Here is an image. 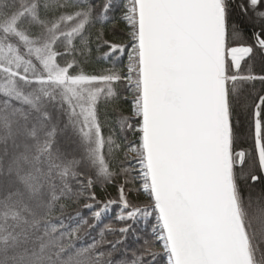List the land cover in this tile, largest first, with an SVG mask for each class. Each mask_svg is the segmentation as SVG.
I'll return each instance as SVG.
<instances>
[{"label":"snow or ice","instance_id":"obj_1","mask_svg":"<svg viewBox=\"0 0 264 264\" xmlns=\"http://www.w3.org/2000/svg\"><path fill=\"white\" fill-rule=\"evenodd\" d=\"M118 8L119 43L103 31ZM97 25V50L126 52V69L82 67ZM256 53L264 62V0H0V264H114L117 252L115 264H264V74L242 70ZM117 85L131 96L119 133L134 142L104 134L101 102L128 101ZM238 109L253 131L247 172ZM113 205L122 226L100 227ZM151 216L128 259L127 235Z\"/></svg>","mask_w":264,"mask_h":264},{"label":"trees","instance_id":"obj_2","mask_svg":"<svg viewBox=\"0 0 264 264\" xmlns=\"http://www.w3.org/2000/svg\"><path fill=\"white\" fill-rule=\"evenodd\" d=\"M115 3L120 4L121 0H114ZM120 10L119 8L113 12L110 13V18L105 22V25L103 27L104 31V38L112 41V42H122L125 40L126 33V26L123 22L115 23L116 21H119L120 19ZM235 22L239 25V29L242 33V35L245 38V42H251L248 38L251 35V25L244 20L239 19L238 17H235ZM115 23V26H114ZM100 25H97L96 28L91 29V32L93 33V43L91 45V53L85 60V62L82 64V67L86 72L89 73H98L102 68H111L115 67L117 70H122V62L124 60V53L121 54L119 52L111 55L110 57H104L103 53L109 51L107 45H102L99 50H97L96 43H95V32L100 28ZM230 46L231 41H230ZM83 59V58H82ZM249 66H251L256 74H264L261 73V67L264 66V62H262L261 57L258 53L253 55V59L249 60L247 63L242 62V70L243 72H247ZM261 87L259 82H256V88L259 89ZM116 89L120 95V97L128 96L129 93L125 91V89L121 85H117ZM131 104V98L128 97V101L124 102L123 99H120L119 101L115 103H108L105 104L104 102H101L99 105V114L101 121L103 122L105 119H107V124L104 127V134L107 136L110 130H115L118 133V141H124L129 142V135L130 132L127 133H119V118L121 113L127 115L128 110L130 108ZM234 120L238 121V125L235 129L236 131V144H235V150H244L249 155H246L245 157V164L243 166V171L247 172L249 170L250 165L253 162L254 158V139H253V131L251 127V120L249 116V112H242L239 109L237 110V116L234 117ZM126 137V141H125ZM120 158H123V153H120ZM134 160L129 157V163L126 165L127 167H132ZM112 163L115 165L117 163L116 160H112ZM122 180V178H121ZM121 180H118L117 183L121 182ZM139 183V181H137ZM242 187L244 185L242 184ZM259 185L257 184L256 188L254 190L248 189L245 187V194L249 190L253 191V194L259 191ZM95 192L97 195V198L100 200H107L109 198H118V192L115 185H107L104 189H101L99 185L96 186ZM130 200H132L134 203L143 202L145 200V197L142 194H138L133 192L129 196ZM119 212V206L113 205L108 212L104 214L102 217V222L100 224V227H103V224L106 223H113L114 226L117 228L122 226V223L115 220V216ZM82 214L86 218L91 217V212L87 209H82ZM155 224V217L151 216L147 220L140 219L137 223L134 224V231L135 235H133L132 232H130L127 235V238L125 239L122 248L128 249V259H131V253L132 251L139 250L141 248V245L143 244L144 239H151L152 238V227ZM99 229H96L92 233L91 236L85 237L83 241L80 242L81 245H86L88 243L92 242L93 237L99 238L97 233ZM139 237V239H137ZM107 239L112 240L115 239L113 235H108ZM123 258L122 252H117L113 256V262L115 264V261H118ZM159 259V258H158ZM166 261V258H164Z\"/></svg>","mask_w":264,"mask_h":264},{"label":"rangeland","instance_id":"obj_3","mask_svg":"<svg viewBox=\"0 0 264 264\" xmlns=\"http://www.w3.org/2000/svg\"><path fill=\"white\" fill-rule=\"evenodd\" d=\"M126 33H127V29H126ZM126 37H127V35H125V40H126ZM127 63H128L127 53L125 52V53H124V60H123V62H122V66H121L122 70L126 69ZM128 97L131 98L130 94L128 95ZM135 139H136V138H135V137L133 136V134L130 132V135H129V142H134ZM128 155H129V157L132 159V154L129 153ZM132 167H138V165H136L135 162H133Z\"/></svg>","mask_w":264,"mask_h":264}]
</instances>
